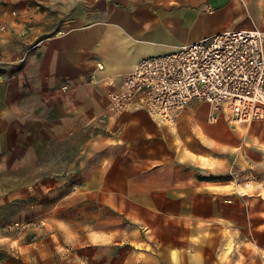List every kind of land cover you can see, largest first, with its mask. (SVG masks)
Returning <instances> with one entry per match:
<instances>
[{
	"label": "crops",
	"instance_id": "crops-1",
	"mask_svg": "<svg viewBox=\"0 0 264 264\" xmlns=\"http://www.w3.org/2000/svg\"><path fill=\"white\" fill-rule=\"evenodd\" d=\"M0 24V166L78 167L69 195L95 201L94 229L112 231L95 260L237 264L251 237L264 264V122L210 123L209 103L193 100L169 127L142 110L114 115L106 98L144 57L264 31V0H0ZM233 176L259 182L240 191Z\"/></svg>",
	"mask_w": 264,
	"mask_h": 264
},
{
	"label": "built area",
	"instance_id": "built-area-1",
	"mask_svg": "<svg viewBox=\"0 0 264 264\" xmlns=\"http://www.w3.org/2000/svg\"><path fill=\"white\" fill-rule=\"evenodd\" d=\"M11 14L18 15L16 10ZM6 29L0 24V31ZM29 53L24 49L14 62H23ZM96 67L103 65L97 62ZM104 80L113 83L109 77ZM60 89L66 93L73 87L63 84ZM106 98L112 114L142 110L157 124H171L173 115L193 100L209 103L210 123L222 119L235 128L242 122L260 121L264 119V31L225 29L175 51L144 57ZM108 116L101 111L95 119L102 123Z\"/></svg>",
	"mask_w": 264,
	"mask_h": 264
},
{
	"label": "rangeland",
	"instance_id": "rangeland-1",
	"mask_svg": "<svg viewBox=\"0 0 264 264\" xmlns=\"http://www.w3.org/2000/svg\"><path fill=\"white\" fill-rule=\"evenodd\" d=\"M254 122L264 119L242 122L236 128ZM62 162L49 158L35 165L0 166V264H101L94 255L112 231L94 229L99 210L95 201L69 195L78 183L73 181L78 167ZM232 180L235 189L247 192L254 191L259 182L249 176ZM243 247L247 252H235L234 257L241 258L237 264H255L254 240L248 238ZM114 263L131 264L126 260Z\"/></svg>",
	"mask_w": 264,
	"mask_h": 264
}]
</instances>
